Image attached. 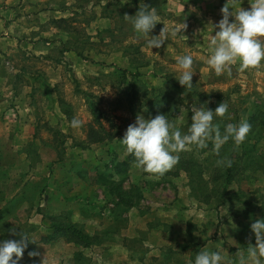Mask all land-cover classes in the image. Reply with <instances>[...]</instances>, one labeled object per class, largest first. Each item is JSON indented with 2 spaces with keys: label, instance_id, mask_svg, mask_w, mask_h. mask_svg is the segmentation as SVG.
<instances>
[{
  "label": "rangeland",
  "instance_id": "obj_1",
  "mask_svg": "<svg viewBox=\"0 0 264 264\" xmlns=\"http://www.w3.org/2000/svg\"><path fill=\"white\" fill-rule=\"evenodd\" d=\"M24 2L16 0L18 6ZM226 2H25L30 11L20 16L21 26L6 28L9 36L24 38L23 49L14 51L15 43L5 53L0 49V226L7 222L24 231L39 253L24 252L18 264H41L44 257V264H193L205 249L238 264V254L255 246L250 225L264 218L263 171L239 166L223 205L212 193L204 197L211 185L206 190L193 183L177 164L163 175L145 173L135 163L125 174L114 172L119 160H130L120 142L127 127L137 115L153 118L155 106L182 132L190 127L193 105L215 110L227 103L228 113L213 120L220 129L246 120L254 106L264 114V62L244 71L232 65L230 75L220 76L206 63ZM143 4L161 22L150 35L164 26L182 29L159 49L146 47L124 17ZM49 5L51 12H32ZM239 6L249 9L250 0H237ZM39 37L44 41L34 49ZM185 53L194 60L191 90L175 78L176 58ZM74 117L82 120L78 129L70 126ZM257 148L264 154V138ZM102 177L112 186L103 187ZM55 217L100 234V245L52 238Z\"/></svg>",
  "mask_w": 264,
  "mask_h": 264
},
{
  "label": "clouds",
  "instance_id": "obj_2",
  "mask_svg": "<svg viewBox=\"0 0 264 264\" xmlns=\"http://www.w3.org/2000/svg\"><path fill=\"white\" fill-rule=\"evenodd\" d=\"M251 7H237V0H227L221 8L222 18L215 25L218 29L209 42L210 54L207 65L217 76L231 74V66H239L240 71L255 68L264 62V0H250ZM132 25L138 38H144L146 47L159 49L165 42L175 38L182 29H167L165 26L157 36L150 35L160 22L156 10L146 4L140 6L135 15L124 16ZM230 17H234L230 22ZM186 25H184V28ZM151 36L150 39L148 37ZM193 56L185 53L176 58L175 75L178 83L186 90L193 88ZM193 113L187 132L177 129L165 114L145 119L137 115L135 122L130 124L121 144L126 152L134 157L135 166L145 173L163 175L171 170L179 160V153L191 146L206 148L207 141L212 140L216 155H220L221 147L231 140L239 146L251 131V124L242 120L238 124L228 123L223 131L213 123L214 117H224L229 105L220 103L215 110L202 104L191 107ZM73 129L82 126V120L74 117L70 121ZM218 167L232 166L228 157H220L216 161ZM255 235V246L251 243L247 255L238 254V264H264V218L257 219L250 225ZM15 234V233H13ZM18 240H0V264H18L22 259L30 240L24 232ZM29 257L38 256L37 252H29ZM15 257V258H14ZM45 257L41 264H44ZM193 264H226L225 257L219 251L203 250L196 253Z\"/></svg>",
  "mask_w": 264,
  "mask_h": 264
},
{
  "label": "trees",
  "instance_id": "obj_3",
  "mask_svg": "<svg viewBox=\"0 0 264 264\" xmlns=\"http://www.w3.org/2000/svg\"><path fill=\"white\" fill-rule=\"evenodd\" d=\"M156 105V104H155ZM153 110V118L158 114H165L169 117V114L163 112L162 108L155 106ZM257 106H254L255 111H249L246 121L251 124V131L248 133L246 139L239 146L235 145L231 140L224 144L220 151V155H216L214 142L212 140L207 141V147L200 149L194 148L191 152L187 150L179 153V160L177 163V170L185 171L188 175L194 178L193 183L196 182L198 185H202L208 190L209 185H211V191L208 194L203 192L204 197H214L220 200L219 205H223L227 202L226 197L228 196L229 186L236 180L241 169L248 170L250 172H264V154L260 153V150L256 145H259L260 141L264 138V114L257 112ZM224 128L221 129L223 131ZM101 139L99 141H103ZM262 143V142H261ZM210 152L209 155H206ZM206 155V157H205ZM228 157L232 160V166L228 167H218L216 165L217 159L220 157ZM188 157V158H186ZM211 157V159H210ZM128 158L130 160H119L115 163V174H125L130 166L134 163V157L129 154ZM243 165H239L242 163ZM240 166V168H239ZM206 175H208L206 177ZM116 176V175H114ZM109 177H102L99 182L103 187L111 185L109 182ZM205 188H201L204 191ZM121 195V194H120ZM122 193V196H125ZM218 196V197H217ZM120 197V196H119ZM122 197L120 198V201ZM123 201V200H122ZM52 222L51 229H53V236L60 237L65 236L71 242L84 247H89L92 245H100L101 238L100 234H88L79 225L67 221L66 217H55L51 218ZM1 237L0 240L13 239L18 240L21 238L20 233L24 232L19 228L15 229L11 226V223L4 222L0 226ZM15 233V234H13ZM25 233V232H24ZM26 234V233H25ZM34 242H28V247L25 252H33Z\"/></svg>",
  "mask_w": 264,
  "mask_h": 264
},
{
  "label": "crops",
  "instance_id": "obj_4",
  "mask_svg": "<svg viewBox=\"0 0 264 264\" xmlns=\"http://www.w3.org/2000/svg\"><path fill=\"white\" fill-rule=\"evenodd\" d=\"M26 1H28V0H25V2ZM25 2L21 6H18L16 3V0H0V5L7 4L6 6L3 7V9H2V7H0V43H2V45L0 46V49H2L4 51V53L7 52V50H4V49H6V46L8 45V43H10V44L15 43V45L12 46V49H14V51L17 48H19V51H20L21 49H23V46L19 45V44H21L22 42L26 43V41H24V38L22 39L19 37V34H15L12 36H9L8 34H6L7 33L6 28L7 27H9L10 31H12L14 27L21 26L20 16L24 17V15H23L24 11H27V13L30 11L29 5L26 6ZM44 8H45V10L48 9V12H51L52 10H54V7H50V5H49V6H45V7H41V8L38 6V7H36L35 10H32V12H40ZM5 15H8L9 18L6 17ZM37 18L40 19V16H37ZM28 21H30V20H28ZM41 39L42 38L39 37L37 39V41L32 42V44H35L34 49L40 48L42 42L44 41V39H42V40ZM25 40H27V38ZM39 53L41 55L44 52H39ZM38 57L39 58H45V57H40V56H38Z\"/></svg>",
  "mask_w": 264,
  "mask_h": 264
}]
</instances>
